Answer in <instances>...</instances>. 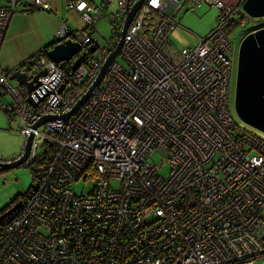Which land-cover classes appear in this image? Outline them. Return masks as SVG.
<instances>
[{
    "label": "built area",
    "instance_id": "obj_1",
    "mask_svg": "<svg viewBox=\"0 0 264 264\" xmlns=\"http://www.w3.org/2000/svg\"><path fill=\"white\" fill-rule=\"evenodd\" d=\"M47 1L5 0L0 48L11 16ZM137 2L117 55L63 118L95 82ZM186 2L188 10L216 7L217 25L195 45L172 47ZM65 4L87 29L63 23L54 38L83 45L79 66L71 69L79 54L60 63L27 59L28 80L38 74L28 93L10 85L11 70L0 65V95L9 96L0 109L23 138L13 158L30 134L23 165L50 149L20 205L0 220V264H253L263 257L264 138L234 133L230 103L234 47L225 28L246 15L241 2L116 0L109 21L118 38L103 48L91 37L101 5ZM47 116L54 119L34 128ZM80 180L92 182L90 192L73 190Z\"/></svg>",
    "mask_w": 264,
    "mask_h": 264
},
{
    "label": "rangeland",
    "instance_id": "obj_2",
    "mask_svg": "<svg viewBox=\"0 0 264 264\" xmlns=\"http://www.w3.org/2000/svg\"><path fill=\"white\" fill-rule=\"evenodd\" d=\"M3 0H0L2 3ZM188 3L186 2L176 14V20L180 24V27L176 28L170 35V44L172 47L181 48L187 45H195L197 42V36H204L210 32L217 25L218 9L213 6H209L206 3H202L200 7L188 10ZM117 11L116 0H112L109 4L106 13L99 17L93 25V31L91 36L95 38V44L98 48H103L110 41L112 34L114 33L113 27L109 21V18L115 15ZM243 18V24H236L228 30L229 38L233 44L234 51L232 54L233 60V75H232V89L230 93V103L232 114L237 128L234 133L238 131H248L259 135L264 138V133L255 127L247 124L241 120L233 107V95H234V83H235V68L237 58V48L241 38L246 32L259 27L262 18H250L245 15ZM239 19L238 15L235 16ZM13 71V70H11ZM29 76H32V72H29ZM9 83L12 86L18 85L15 79L10 80ZM9 101L8 95H0V104L7 103ZM23 138L18 132L16 123L9 122L4 112L0 109V159H11L18 155L22 147ZM43 151V147H39L37 154ZM152 159L159 162L160 157L158 155L152 156ZM39 167L34 161L29 166L19 165L16 167L7 168L0 171V211L9 205L15 199H22L25 193L34 185L33 171ZM169 173V166L164 164L160 169V174L167 176ZM92 182H83L82 180L72 184V188L76 193L90 192L92 189ZM253 264H264V256L254 260Z\"/></svg>",
    "mask_w": 264,
    "mask_h": 264
},
{
    "label": "water",
    "instance_id": "obj_3",
    "mask_svg": "<svg viewBox=\"0 0 264 264\" xmlns=\"http://www.w3.org/2000/svg\"><path fill=\"white\" fill-rule=\"evenodd\" d=\"M140 2H137L129 12L115 48L109 53L105 63L102 65L99 71L95 82L90 86L84 97L79 101L74 109L70 113L63 115V118H67L76 109V107L87 98V96L102 78L108 65L118 53L122 45L128 23L130 22ZM241 8L243 12L250 18L264 17V0H242ZM59 40L60 39L54 38L51 43L44 46V48H46V56L55 63H60L69 62L75 55L79 54L71 65V69L74 70L82 62L86 55V50H81L83 45L78 41L71 40L70 38L61 42H58ZM87 49L88 51H92L94 46L90 45ZM41 73H44V70H42ZM37 76L38 74L34 75L32 79L28 80L27 70L24 71L22 69H15L11 71L9 79H15L17 83L22 84L29 93L35 86L34 82L37 80ZM26 99L33 106L37 105V103L32 101L30 96H27ZM233 107L237 116L241 120L264 133V26H260L248 31L241 38L238 44ZM47 119H54V117L47 116L41 118L34 125V128ZM31 138L32 134H30V136L27 138L24 150L18 158L14 159V157V160L11 159L10 161H6V159H2V161L0 160V171L11 167H16L24 163L29 154ZM20 202L21 199H19L14 205L0 214V220L17 208L20 205Z\"/></svg>",
    "mask_w": 264,
    "mask_h": 264
},
{
    "label": "crops",
    "instance_id": "obj_4",
    "mask_svg": "<svg viewBox=\"0 0 264 264\" xmlns=\"http://www.w3.org/2000/svg\"><path fill=\"white\" fill-rule=\"evenodd\" d=\"M87 1L96 7L101 5L100 0ZM109 4L101 5V16L106 13ZM63 23L73 31L87 29L79 12L68 9L65 0H49L42 10L14 13L6 27L0 48L2 68L14 70L21 62L43 49L53 41L56 30Z\"/></svg>",
    "mask_w": 264,
    "mask_h": 264
},
{
    "label": "trees",
    "instance_id": "obj_5",
    "mask_svg": "<svg viewBox=\"0 0 264 264\" xmlns=\"http://www.w3.org/2000/svg\"><path fill=\"white\" fill-rule=\"evenodd\" d=\"M4 1L5 0H3V2L2 3H0V5L2 6L3 4H4ZM242 1V0H241ZM32 11H35V9L34 8H30V9H28V10H26V11H24V12H32ZM242 15H244V14H241L240 15V13L238 14V18L239 19H237L236 17L235 18H233V20L226 26V30H225V32L228 34V30L230 29V28H232L233 26H235L236 24H239L240 23V21H241V19L243 18V16ZM260 21H262V24L261 25H259V27L260 26H264V17H262V18H260L259 19ZM258 27V26H257ZM113 30H114V28H113ZM247 33V32H246ZM117 38H118V32L116 31V30H114V33L112 34V36H111V39H110V41L108 42V43H111V44H113L116 40H117ZM107 43V44H108ZM46 55V48H43V49H41L40 51H38L37 53H35L34 55H32V56H30L28 59H30V58H33V57H35V58H39V57H43V56H45ZM25 62H26V60L25 61H23V62H21L18 66H17V68H15V69H21V68H23L25 65ZM14 69V70H15ZM49 152H50V149L48 148L47 150H46V152H44V153H42V156H39L37 159H35L34 161L37 163V164H40V165H44V163H45V159L48 157V154H49ZM30 165V164H29ZM28 165V166H29ZM37 169V168H36ZM36 169H34V170H32L33 171V177H34V174H35V171H36ZM34 179V178H33ZM27 193V192H26ZM26 193H25V195H26ZM19 200V198L18 199H15V200H13L9 205H7L6 207H4L1 211H0V214H2L4 211H6L8 208H10L14 203H16L17 201Z\"/></svg>",
    "mask_w": 264,
    "mask_h": 264
},
{
    "label": "bare ground",
    "instance_id": "obj_6",
    "mask_svg": "<svg viewBox=\"0 0 264 264\" xmlns=\"http://www.w3.org/2000/svg\"><path fill=\"white\" fill-rule=\"evenodd\" d=\"M237 1H239V2H241L242 3V1L241 0H237ZM239 14V13H238ZM240 15H241V13H240ZM243 16V15H242Z\"/></svg>",
    "mask_w": 264,
    "mask_h": 264
},
{
    "label": "flooded vegetation",
    "instance_id": "obj_7",
    "mask_svg": "<svg viewBox=\"0 0 264 264\" xmlns=\"http://www.w3.org/2000/svg\"><path fill=\"white\" fill-rule=\"evenodd\" d=\"M244 17H246V16L244 15ZM26 69H28V68H26ZM14 204H15V203H14ZM14 204H13V205H14Z\"/></svg>",
    "mask_w": 264,
    "mask_h": 264
}]
</instances>
